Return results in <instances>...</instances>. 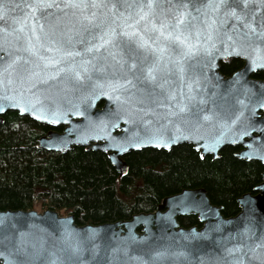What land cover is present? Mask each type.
<instances>
[{
    "label": "water",
    "instance_id": "95a60500",
    "mask_svg": "<svg viewBox=\"0 0 264 264\" xmlns=\"http://www.w3.org/2000/svg\"><path fill=\"white\" fill-rule=\"evenodd\" d=\"M2 2L9 6V12L6 19H0V29H7L9 32L19 29L20 24L14 21L23 22L28 12L24 5L29 0ZM112 2H116L118 6L120 4V0ZM120 10L124 11L123 8ZM65 11L71 14L72 10ZM87 11L90 13L93 10ZM95 11L99 14L104 10ZM71 26L68 24V27ZM61 27L63 28L64 24H61ZM96 31L98 30H91L92 34ZM26 34L27 26L23 32L6 37L5 33L0 31V72L7 69L2 78L7 80L9 75L11 76L14 81L10 86L11 94L21 103L40 100L39 104H35L38 111L21 113L16 107L0 99V104L6 106V111L0 113V124L4 122L3 116L7 112L16 111L36 122L52 127H64L63 132L50 131L42 136L38 140L39 149L67 153L74 147H85L87 151H101L107 154L120 177L128 174V165L123 160L128 153L150 148L170 151L182 144L192 145L201 158L212 156L213 159H219L220 152L225 147L239 146L242 150L235 154L237 158L264 163V108L257 107L254 115L248 110L244 111V116L249 117L248 123L251 125L246 130L244 118L236 120V115L240 112L237 101L244 100L245 104L251 106L256 99H247L240 85L251 82L247 83V87H253L255 84L253 91L257 93L264 89V81L250 78L251 73L261 68L249 69L239 83H232L234 75L225 77L220 72L222 60L245 58L216 53L212 69H205L207 79L201 78V88L197 90L205 103L197 102L192 107V112L196 115L189 117L188 123L176 122L173 118L174 123L167 125L163 132L165 138L191 136L193 139H177L167 146L144 143L137 148L130 146L126 141L133 134H139L141 137L150 134V129L153 126L159 127V124L152 117L146 119H153V125L129 123V117L118 111L116 102L108 96L91 99L92 85L97 80H103L104 73L93 72L90 81L80 82L65 80L61 75L46 84H37L35 88L20 80L28 65L24 63V59L16 60V57H28L26 52L18 50L23 45ZM16 35L21 37L19 41ZM88 36V32L83 33L85 40ZM80 38L73 39L75 41ZM74 46L77 51L83 48L81 44ZM75 59L79 61L81 57ZM201 63V57L189 60L186 65V77L195 78L199 74ZM9 65L12 67H8ZM97 66L99 67V64ZM244 69L245 66L237 73ZM111 71L109 68L108 72ZM170 79L173 81L171 87L179 89L180 81L175 76ZM57 109L68 113L60 122L37 119L41 111L51 117V113ZM76 110L81 114H73ZM204 115L213 118L204 121ZM217 137L220 142L214 148L206 150V145H210ZM121 169L126 175L121 174ZM237 202L239 213L226 217L222 212L223 207L212 204L204 188H185L179 193L165 197L152 212H141L128 220L98 225H78L74 215L62 216L55 210H0V264H140L135 257H142L151 264H233L240 258L244 260V264H259V260L252 257L264 256V247H256L257 244L264 245V173L262 182L253 192L243 194ZM192 215L198 217L202 226L182 227L179 218ZM65 228H70L77 238L83 241V251L72 252L64 240ZM129 234L134 235L136 240L128 242L127 255L123 251H114L124 248L123 238ZM190 234L196 238L185 239ZM89 236L94 238L86 240L85 237ZM93 245L96 246L94 250ZM237 246L240 247L239 251L231 254L226 251ZM252 249H255V253ZM155 252H165V255L154 258Z\"/></svg>",
    "mask_w": 264,
    "mask_h": 264
},
{
    "label": "snow or ice",
    "instance_id": "6c2138e0",
    "mask_svg": "<svg viewBox=\"0 0 264 264\" xmlns=\"http://www.w3.org/2000/svg\"><path fill=\"white\" fill-rule=\"evenodd\" d=\"M24 7L28 12L23 22L14 21L20 24L19 29L11 32L0 29L6 37L28 27L24 43L18 49L26 52L28 57H16V60L24 59L28 65L20 80L35 88L37 84H46L61 75L65 80L80 82L90 81L93 72L104 73L103 80L93 83L91 99L108 96L116 102L118 111L129 117V123L153 125V119H146L152 117L159 124L146 136L133 134L126 141L133 147L138 148L144 143L167 146L177 139H193L191 136L165 138L163 132L167 125L174 123L173 118L176 122L188 123V118L196 115L192 107L197 102L205 103L197 90L201 88V78L207 79L205 69H212L216 53L236 55L248 61L244 71L234 74L232 83H239L249 69H264V0H120L119 6L112 0H29ZM69 9L71 14L65 11ZM88 9L93 11L88 13ZM97 9L104 11L98 14ZM8 12L9 6L0 0V19H6ZM61 24H64L63 28ZM68 24L72 26L68 27ZM92 29L98 31L92 34ZM85 32L89 33L87 40L83 38ZM74 37L81 38L74 41ZM16 39L19 41L21 37L16 35ZM75 44L83 45L82 50L77 51ZM85 56L89 58L85 59ZM76 57L81 59L77 61ZM194 57L202 59L199 74L195 78L186 77L187 62ZM3 72H0V99L21 113L38 111L35 104L40 100L21 103L11 94L13 79L10 75L7 80L3 79ZM172 76L180 81L179 89L171 87ZM247 83L240 85L243 95L250 101L253 97L256 99L251 106L244 100L237 101L240 112L236 120L244 118L245 130L251 125L244 111L254 115L257 107L264 108V89L254 92L256 85L247 87ZM5 111L6 106L0 104V113ZM73 114L81 113L76 110ZM67 115L59 109L53 111L51 117L41 111L37 119L58 123ZM212 118L204 115L202 119ZM219 142V137L215 138L206 145V150ZM121 174L126 175L123 169ZM93 238L85 237L89 241ZM195 238L191 234L185 237ZM64 240L73 253L84 250L81 247L83 241L70 228H65ZM123 240L124 248L114 251H123L127 255L128 242L135 241L136 237L129 234ZM256 247L264 245L257 244ZM92 248L94 250L96 246ZM239 250L237 246L226 251L231 254ZM252 251L255 253V249ZM164 255L165 252L153 253L154 258ZM135 259L140 264H151L142 257ZM252 259L264 264L262 255H254ZM233 264H244V260L240 258Z\"/></svg>",
    "mask_w": 264,
    "mask_h": 264
},
{
    "label": "trees",
    "instance_id": "16d2710c",
    "mask_svg": "<svg viewBox=\"0 0 264 264\" xmlns=\"http://www.w3.org/2000/svg\"><path fill=\"white\" fill-rule=\"evenodd\" d=\"M232 61L228 73L238 67ZM0 124V210H55L74 215L78 225L102 224L152 212L185 188H204L226 217L240 208L237 199L261 181L259 162L239 159L227 146L219 159L200 158L192 145L170 151L144 149L124 156L128 174L120 177L107 155L76 147L67 153L37 147L49 126L9 111ZM39 206H35L36 203ZM182 227L200 226L197 216L179 218Z\"/></svg>",
    "mask_w": 264,
    "mask_h": 264
},
{
    "label": "flooded vegetation",
    "instance_id": "af4514ba",
    "mask_svg": "<svg viewBox=\"0 0 264 264\" xmlns=\"http://www.w3.org/2000/svg\"><path fill=\"white\" fill-rule=\"evenodd\" d=\"M232 61H238L239 63H240V65L238 66V67H236L235 69H233L232 71H230V72H228V73H225L224 71H223V67L225 66V65H229L230 63H232ZM245 64H246V60L245 59H242V58H226V59H224V60H222L221 62H220V72L225 76V77H230V76H232V75H234L235 73H237L238 71H240L241 69H243L244 68V66H245ZM250 78L251 79H255V80H262V81H264V69H260V70H257V71H255V72H253V73H251V75H250ZM50 128H49V131L48 132H50V131H57V132H63V128L64 127H52V126H49ZM47 132V133H48ZM47 135V134H46ZM45 136V135H44ZM238 148H239V150L237 151V152H239V151H241L242 150V148L241 147H239V146H237ZM74 148H76V147H74ZM73 148V149H74ZM81 148H84L85 150H86V148L85 147H81ZM72 149V150H73ZM87 151V150H86ZM237 152H235V154L237 153ZM199 153V152H198ZM106 154V153H105ZM107 155V154H106ZM200 155V154H199ZM200 158H201V156H200ZM213 158V157H212ZM201 159H204V158H201ZM123 160H124V157H123ZM215 160V159H214ZM125 161V160H124ZM252 161H255V162H259L261 165H262V171H261V181L257 184V185H259L261 182H262V175H263V173H264V163H262L261 161H258V160H252ZM126 162V161H125ZM247 162H250V161H247ZM126 164H127V162H126ZM128 165V164H127ZM128 169H129V166H128ZM256 185V186H257ZM255 186V187H256ZM253 192V191H252ZM128 220V219H127ZM199 220V219H198ZM120 221V220H119ZM201 224V223H200ZM195 226H198V225H195ZM202 226V224L200 225V226H198V227H201ZM193 227V226H192ZM190 228V227H189Z\"/></svg>",
    "mask_w": 264,
    "mask_h": 264
},
{
    "label": "rangeland",
    "instance_id": "374dc122",
    "mask_svg": "<svg viewBox=\"0 0 264 264\" xmlns=\"http://www.w3.org/2000/svg\"><path fill=\"white\" fill-rule=\"evenodd\" d=\"M35 204H36V205H35L36 207L39 206V204H37V202H36ZM37 211H38V212H42V210H38V209H37ZM59 213H60V212H59ZM60 215H61V214H60ZM62 216H66V215H62Z\"/></svg>",
    "mask_w": 264,
    "mask_h": 264
}]
</instances>
